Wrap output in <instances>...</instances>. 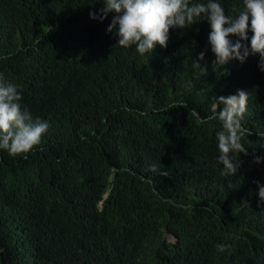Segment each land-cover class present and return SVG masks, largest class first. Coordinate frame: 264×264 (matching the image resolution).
Returning <instances> with one entry per match:
<instances>
[{
  "label": "trees",
  "instance_id": "obj_1",
  "mask_svg": "<svg viewBox=\"0 0 264 264\" xmlns=\"http://www.w3.org/2000/svg\"><path fill=\"white\" fill-rule=\"evenodd\" d=\"M220 2L226 15L243 10ZM102 7L0 0V72L50 125L33 151H0V264H264L260 56L215 68L206 21L170 29L166 48L141 56L115 46L114 13L90 18ZM239 91L246 153L226 176L212 108Z\"/></svg>",
  "mask_w": 264,
  "mask_h": 264
},
{
  "label": "clouds",
  "instance_id": "obj_2",
  "mask_svg": "<svg viewBox=\"0 0 264 264\" xmlns=\"http://www.w3.org/2000/svg\"><path fill=\"white\" fill-rule=\"evenodd\" d=\"M103 7L91 12L90 18L101 22L114 13L106 31L116 38L115 46L131 48L141 56L153 52L159 45L166 48L170 29H186L198 21L204 23L208 45L214 54L215 68H222L232 60L244 63L250 55L261 58L260 70L264 71V0H243V10L235 17L226 15L220 0H97ZM249 32L251 36H249ZM234 36V37H233ZM230 37H233L232 39ZM206 51H201L193 66L203 68ZM8 59L0 56V60ZM245 91H239L224 108L215 105L214 115H220L221 130L217 137V162L222 175H235L240 161L236 154L246 153L241 143L243 106L247 103ZM19 85L0 72V151L9 156L24 155L41 145L50 125L36 117L22 103ZM234 106V107H233ZM233 107V108H232ZM217 111V112H215ZM257 164L264 157H254ZM150 170L161 176L167 171L156 164ZM258 189L257 206L264 207V184L254 181ZM170 240H173L171 238ZM223 250V245H219Z\"/></svg>",
  "mask_w": 264,
  "mask_h": 264
},
{
  "label": "rangeland",
  "instance_id": "obj_3",
  "mask_svg": "<svg viewBox=\"0 0 264 264\" xmlns=\"http://www.w3.org/2000/svg\"><path fill=\"white\" fill-rule=\"evenodd\" d=\"M233 107H234V106H233ZM233 107H232V108H233ZM215 112H217V111H215Z\"/></svg>",
  "mask_w": 264,
  "mask_h": 264
}]
</instances>
